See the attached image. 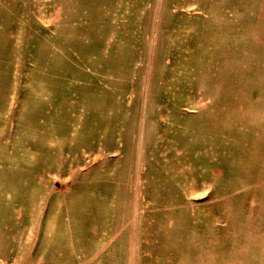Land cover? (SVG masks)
I'll use <instances>...</instances> for the list:
<instances>
[{
  "label": "rangeland",
  "instance_id": "1",
  "mask_svg": "<svg viewBox=\"0 0 264 264\" xmlns=\"http://www.w3.org/2000/svg\"><path fill=\"white\" fill-rule=\"evenodd\" d=\"M89 200L129 263L264 264V0H0V264Z\"/></svg>",
  "mask_w": 264,
  "mask_h": 264
},
{
  "label": "crops",
  "instance_id": "2",
  "mask_svg": "<svg viewBox=\"0 0 264 264\" xmlns=\"http://www.w3.org/2000/svg\"><path fill=\"white\" fill-rule=\"evenodd\" d=\"M224 137V136H223ZM222 143L225 147L221 151L218 149L214 157H210L211 163L217 164L219 168L217 170H227V174H233L232 171L228 170H240L238 162H234V139L231 136L222 138ZM228 147H227V145ZM227 159H230V165L227 164ZM82 180L81 186L83 190L90 192L89 179ZM73 194L76 196V187L73 186ZM90 201V200H89ZM88 201V202H89ZM95 201V200H94ZM91 200L88 204L82 202L78 203V207L81 208L82 214H74L72 217V244L66 257L60 262L51 264H140V263H129L128 255H133V250L138 249L137 247L128 248L124 245L125 231H123V223L125 219L120 215L114 219L103 213L94 214L95 211L98 213L96 208L101 206ZM76 205V204H75ZM95 207L93 213L87 214L85 208ZM102 212V211H101ZM60 229H63L61 227ZM119 229V232H117ZM119 234V238H112V234ZM130 249V250H129ZM133 249V250H131ZM132 261V259H130ZM39 264H45L40 262Z\"/></svg>",
  "mask_w": 264,
  "mask_h": 264
}]
</instances>
